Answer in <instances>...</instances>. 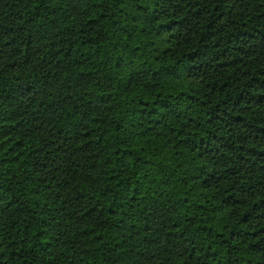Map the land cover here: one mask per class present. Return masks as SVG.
Returning <instances> with one entry per match:
<instances>
[{
    "label": "trees",
    "instance_id": "16d2710c",
    "mask_svg": "<svg viewBox=\"0 0 264 264\" xmlns=\"http://www.w3.org/2000/svg\"><path fill=\"white\" fill-rule=\"evenodd\" d=\"M0 264H264V0H0Z\"/></svg>",
    "mask_w": 264,
    "mask_h": 264
}]
</instances>
